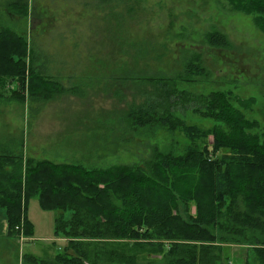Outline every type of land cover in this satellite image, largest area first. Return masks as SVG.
I'll return each instance as SVG.
<instances>
[{"label": "trees", "instance_id": "obj_1", "mask_svg": "<svg viewBox=\"0 0 264 264\" xmlns=\"http://www.w3.org/2000/svg\"><path fill=\"white\" fill-rule=\"evenodd\" d=\"M227 1L231 11L252 16L264 34V0ZM18 2L6 4V17L16 8L26 15ZM208 41L227 46L218 33L209 34ZM30 48L26 38L0 23V78L15 79L14 92L23 102L28 95L45 102L66 92L40 73L38 56ZM193 61L181 78L133 68L118 77L135 79L143 96L142 103L118 110L125 113L124 129L149 139L158 131L170 136L167 145L151 146L142 163L86 168L2 152L5 234L17 240L33 236L26 214L29 201L36 199L42 211L57 213L54 237L66 239L52 264H229L221 248L228 243L254 246L245 264H264V143L254 132L257 122L225 93L190 90L204 77ZM241 106L249 108L248 103ZM189 114L215 125L188 124ZM175 134L186 142L180 146ZM25 260L38 262L32 255Z\"/></svg>", "mask_w": 264, "mask_h": 264}, {"label": "rangeland", "instance_id": "obj_2", "mask_svg": "<svg viewBox=\"0 0 264 264\" xmlns=\"http://www.w3.org/2000/svg\"><path fill=\"white\" fill-rule=\"evenodd\" d=\"M13 1L26 8V15L16 8L5 16L6 4ZM0 23L26 38L40 73L66 89L45 102L29 95L23 102L14 92L15 79L0 78V154L86 168L142 163L151 146L167 145L170 136L158 131L149 139L124 129L125 113L118 110L142 103L143 96L135 79L118 77L133 68L181 78L192 60L204 77L189 89L227 94L257 122L254 132L264 143V34L252 16L231 11L227 0H0ZM212 33L224 37L227 46L210 44ZM186 122L204 129L215 125L190 114ZM174 141L186 142L178 134ZM56 214L30 200L33 236L0 240V264H26L29 255L37 264H52L66 246V239L53 234ZM222 247L229 264H245L254 246Z\"/></svg>", "mask_w": 264, "mask_h": 264}, {"label": "crops", "instance_id": "obj_3", "mask_svg": "<svg viewBox=\"0 0 264 264\" xmlns=\"http://www.w3.org/2000/svg\"><path fill=\"white\" fill-rule=\"evenodd\" d=\"M4 212V211H3ZM5 220V219H4ZM0 225H1V228L3 230V234L0 236V240H3V238H8V239H11L13 237H9L7 236V234H5V230H6V223H5V227H4V224L0 222ZM14 240V239H13ZM30 240V239H27V241ZM6 245H9V243L7 241H5Z\"/></svg>", "mask_w": 264, "mask_h": 264}, {"label": "bare ground", "instance_id": "obj_4", "mask_svg": "<svg viewBox=\"0 0 264 264\" xmlns=\"http://www.w3.org/2000/svg\"><path fill=\"white\" fill-rule=\"evenodd\" d=\"M147 133V132H146ZM209 150V149H208ZM211 150V149H210ZM13 175V174H12ZM19 190V189H18ZM21 191V190H20ZM29 194V193H28ZM4 195V194H3ZM5 196V195H4ZM9 196V195H8ZM7 196V197H8ZM25 196V195H24ZM5 200V199H4ZM7 201V200H6ZM16 202V201H15ZM7 203V202H6ZM21 203V202H20ZM233 203V202H232ZM11 204H14V201H13V203H11ZM16 204H17V202H16ZM15 207H17V205L15 206ZM19 207V206H18ZM9 208H10V206H9ZM13 210V209H12ZM10 214V213H9ZM18 215V214H17ZM27 215V214H26ZM8 217V216H7ZM26 224V223H25ZM10 226V225H9ZM156 243V242H155ZM253 248V247H252Z\"/></svg>", "mask_w": 264, "mask_h": 264}]
</instances>
